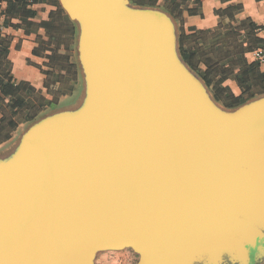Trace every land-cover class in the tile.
<instances>
[{"label": "water", "instance_id": "obj_1", "mask_svg": "<svg viewBox=\"0 0 264 264\" xmlns=\"http://www.w3.org/2000/svg\"><path fill=\"white\" fill-rule=\"evenodd\" d=\"M58 1L83 89L0 153V264L264 260V97L219 106L158 10Z\"/></svg>", "mask_w": 264, "mask_h": 264}, {"label": "trees", "instance_id": "obj_2", "mask_svg": "<svg viewBox=\"0 0 264 264\" xmlns=\"http://www.w3.org/2000/svg\"><path fill=\"white\" fill-rule=\"evenodd\" d=\"M39 0H6L4 25L25 26V33L36 31L32 55L42 56L43 90L36 91L26 81H16L4 65L8 42L0 38V144L11 138L20 122L34 120L42 110L52 108L63 96L70 94L77 80V68L71 60L75 26L59 7L57 0H41L49 4L47 19H39L31 6ZM135 5L154 6L155 0H129ZM176 2L170 0L168 5ZM23 18L14 24L13 18ZM259 28L250 18L237 20L230 16L225 25L192 33L181 30L179 52L183 61L197 73L213 93L216 101L226 107L264 93V71L256 62H249L246 54L264 45L257 35ZM36 66V65H35ZM231 79L240 89L234 95L223 83Z\"/></svg>", "mask_w": 264, "mask_h": 264}, {"label": "crops", "instance_id": "obj_3", "mask_svg": "<svg viewBox=\"0 0 264 264\" xmlns=\"http://www.w3.org/2000/svg\"><path fill=\"white\" fill-rule=\"evenodd\" d=\"M169 1L170 0H155L156 3L154 6L135 5L132 4L131 2L130 3L135 6L158 10L171 18L175 27L178 52H179V36L181 30L185 31L186 33H192L202 29H214L219 23L223 25L227 24L229 22L230 16H233L237 20L250 18L260 28L264 26V0H174L176 2L174 6L168 5ZM57 3L59 5L58 0ZM4 7L6 10V1ZM31 8L36 12V17L42 20L47 19L49 11L53 10V7L51 5L43 3V1L41 0L33 4ZM23 21L24 19L19 17L12 19V22L14 24H20ZM70 21L75 26V34L73 37V50H74V48L76 49L78 28L77 25L72 20ZM257 35L263 38L262 33L261 34L258 33ZM35 38H36V31L32 30L30 31L29 34H27L25 33V26L23 25L21 27L6 26L4 30L3 39H5L8 42V54L4 66L9 69L10 76H12L17 82L26 81L32 87H34L36 91H38V90H43V80H44V75L40 71L38 66L43 68V64L46 60L42 56L32 55L33 48L37 46ZM245 56L249 62H253L251 53H247ZM75 65L77 68V80L75 82L74 89L78 87L80 84L81 87V91L79 95L80 98L83 89V80L81 73L78 69V65L76 63ZM200 79L202 78L200 77ZM223 85L228 86L234 95L237 96L240 94V89L236 85L235 81L228 79L223 83ZM207 89L210 93V96L215 100L211 90L208 87ZM260 97H264V93L257 94L249 99H246L234 107H226L221 102H218L216 100L215 102L222 108L231 110V109H236L244 105L245 103L251 100L258 99ZM71 108H74V106ZM47 109L48 108L44 109L43 113L38 115L34 120H36L39 116L58 111L57 109L46 111ZM32 121L25 122L26 126H23L22 130H20L17 126V128L12 132L13 136H11L9 140L0 144V153L10 148L16 142V140H18L19 136L24 132V130L27 127V124L31 123ZM18 129L20 131H18ZM16 131H18V133L15 135ZM123 251H129L132 255H134L135 262H131L130 261L131 256L129 257L127 254H124ZM119 252L120 253L123 252L121 254L123 258L122 264L137 263L138 255L134 253L130 248L119 250ZM96 262H97V257L95 258L94 264H97ZM227 264H231V263H227ZM259 264H264V260L259 262Z\"/></svg>", "mask_w": 264, "mask_h": 264}, {"label": "rangeland", "instance_id": "obj_4", "mask_svg": "<svg viewBox=\"0 0 264 264\" xmlns=\"http://www.w3.org/2000/svg\"><path fill=\"white\" fill-rule=\"evenodd\" d=\"M71 60L73 62H75L77 64V53H76V49L74 48V50H71ZM80 91H81V87L80 84L78 87H76L70 94H67L66 96H64L63 98H61L59 100V102L57 103V105H55L54 107H50L48 108L46 111H50L53 109H57L60 110L62 108H71V107H75L77 106L78 102H79V95H80ZM43 113V110L40 112V114ZM39 114V115H40ZM28 125V124H27ZM23 126H26L25 122H20L18 124V128L20 130H22ZM18 129V131H20ZM18 131H16L15 135L18 133ZM11 136H13V133L11 134ZM124 254H127L130 258L131 262H135V257L134 255H132L129 251H123ZM122 252V253H123ZM122 253H120L119 251H104L101 252L97 255V264H122L123 262V258H122ZM252 264H259V262H253Z\"/></svg>", "mask_w": 264, "mask_h": 264}, {"label": "built area", "instance_id": "obj_5", "mask_svg": "<svg viewBox=\"0 0 264 264\" xmlns=\"http://www.w3.org/2000/svg\"><path fill=\"white\" fill-rule=\"evenodd\" d=\"M5 1L6 0H0V38H3L4 36V30H5V25H4V20H5ZM256 33H262L263 38H264V26L259 27L256 30ZM253 58V62H256L260 69L264 71V45L262 47L256 48L253 51L250 52Z\"/></svg>", "mask_w": 264, "mask_h": 264}]
</instances>
